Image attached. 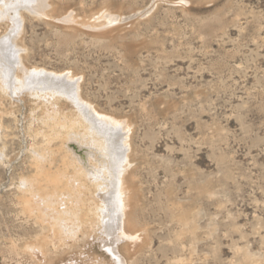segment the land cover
I'll return each instance as SVG.
<instances>
[{"label":"rangeland","instance_id":"1","mask_svg":"<svg viewBox=\"0 0 264 264\" xmlns=\"http://www.w3.org/2000/svg\"><path fill=\"white\" fill-rule=\"evenodd\" d=\"M27 1L0 8V40L20 27L14 16L22 12L24 65L73 74L85 99L131 123L127 185L141 238L130 256L122 248L128 264H264V0H49L48 16ZM105 10L126 18L107 26L99 18ZM1 54L6 79L11 61ZM12 81L5 92L0 85V264L112 261L93 236V243L82 232L69 240L43 217L39 197L28 210L32 195L22 182L36 178L35 151L48 155L44 170L70 175L67 149L84 158L88 149L65 137L55 106L33 93L50 85L36 80L16 90ZM62 98L58 118L76 117ZM38 181L46 188V178ZM38 238L48 243L40 256L31 248Z\"/></svg>","mask_w":264,"mask_h":264},{"label":"bare ground","instance_id":"2","mask_svg":"<svg viewBox=\"0 0 264 264\" xmlns=\"http://www.w3.org/2000/svg\"><path fill=\"white\" fill-rule=\"evenodd\" d=\"M19 1L23 2L24 0H19ZM8 2L9 0H5L3 5H1V7L3 8V6L7 5ZM27 2L29 3V7L32 8L31 9L32 11H34L35 13H39L41 15H44V14L47 15L48 12L46 10L48 9L49 6H51L49 0H28ZM19 14H20L19 17H16V16L14 17H15V22L20 21L19 22L20 27L17 29L16 27L18 26L17 25L18 23L13 24L14 28L12 29V34L5 36L4 38H1L0 40V61L3 60L1 52H3L4 55L8 57V59L11 61V63L6 64L7 69H8V70L6 69L7 70L6 79H3L4 77L3 67L5 66H3V64L2 66H0L1 88H3L4 92L9 90L8 87L12 86V83H13L12 78L14 80H17L18 82V85H16L17 87L16 90L19 89L18 87H21L25 83H33V82L35 83L36 80H37L36 83H40V84L45 83V84L50 85L51 87H49V89H45V90L35 89L33 90V93L35 95H38L41 98L47 99L53 106H55V109H54L55 113L53 114L54 116L52 117L55 122L54 125L56 124L59 127L62 126L69 130L67 134L65 135V137L67 136L68 140L69 139L73 141L76 140V143L79 142L81 146L84 145L88 149L85 153L86 155L85 158L84 156L83 157L77 156L75 155L76 153L73 150L70 149V151H68L67 149L66 156L68 158L67 157L66 158L68 159L69 167L70 165H72L73 166L72 168L74 170V173L73 174L71 173L72 175L71 174L69 175L67 172H65L67 169L65 171L63 170L60 172L58 171L60 168L58 170L56 169L58 173H55V174L51 173V171L49 172L48 170H44L45 168L43 166V163H45L44 161L48 155L45 156L46 153H43V152L41 153L40 151L39 152L35 151L37 153L35 154V152L33 151L35 154L34 156L38 157V159L35 160L37 161L36 163H38V166L34 164L35 168L36 166L38 167L37 169L38 172L36 174L37 179L34 177V179L31 178L32 179L31 180L29 179L30 178L29 177L27 179H24L22 182L23 184L27 185L28 195L29 194L32 195V197L29 196L31 198L28 197L27 199H25L26 206L28 210H31V211H33V209H36L37 205L32 202V198L34 199L35 196H37V198L39 197L40 198L39 200L43 201V203L45 204L44 208L41 209L43 212V217L44 216L46 218L52 217L54 222H56L53 224L55 225L58 224V228L59 226L61 227V229L63 230L62 233L63 232L66 233V235L69 236V240H73L76 238L79 239L81 236L79 237H77L78 235L76 236V234L79 232H82L80 233V235H82L83 238L82 237L81 238L83 240H86L85 243H89L92 239L91 236H93V239L99 240V243H100L99 246L103 248L104 251H101V252L105 254L106 256L105 258L110 257L112 260V261L108 260L106 263L104 262V264H128V261H129L128 256H130V253L133 251L130 244L137 243V239L141 238L138 232H136L137 230L133 228L132 222H131L132 220L130 219V212L131 210L133 211V209H131L133 207L131 206L132 204H131V193H130L132 191V188L130 185L129 186L127 185V178H130V175L132 176V173L134 171L132 169L130 170V166H129L133 162V159H132L133 156L131 155L132 154L131 139H132L133 134L132 135L129 134V131L131 130V127H130L131 123L128 122L124 118H120V117L118 118L117 116H114L112 114H108L106 112L99 110L93 103L85 99L82 93V89H81L82 86L80 84V81L78 80V78L73 76V74L58 73L55 71L48 70L46 68L29 69L28 66L26 67V65H24L25 63L23 61V55L20 52L22 50V47L20 46L21 43L18 44V41H17L18 39L17 37H19L23 32L22 31L23 28L21 27V24L22 23L24 24L25 17L20 11H19ZM72 16L73 15L70 14L66 18L64 17L65 18L64 21L65 20L70 21ZM0 17H1L0 19H4V13L0 12ZM99 18L104 19L102 21L103 24L107 26H110V25L113 26L119 23L121 20L125 19L126 17H122V15H120L119 13L117 14L111 10H105L102 13V15L99 16ZM62 97L68 99V102H66L68 103V105L71 104L73 107L74 106L77 107V110H76L77 113L74 114L76 117L72 116L70 119L67 120L68 117L66 115L68 113H66L65 114L66 117L63 118L65 120L60 118L61 117L60 113H63L65 111V108L64 109L61 108L62 106L59 107V102ZM57 115L60 117L58 118ZM54 127L55 126H53V128ZM59 129H56L54 131V134ZM58 133L56 132V135ZM53 136L57 137L55 135ZM50 137L53 138L52 136ZM59 140L60 139H58V141ZM68 140L66 138L65 141H68ZM54 141H56L57 143V140H54ZM58 146H61V145H58ZM63 147L65 148V146ZM57 151H58V147H57ZM51 152L53 153L54 151H51ZM97 153L101 156V158H99ZM56 154L54 153V155ZM1 156H2V150L0 151V157ZM52 159L50 156V160ZM67 159H64V160L66 161ZM95 160H96V163L94 162ZM87 161L89 162V164H91V167H86ZM46 164L47 163H45V166ZM51 164H52L51 166H53V163ZM50 168L51 167H49V169ZM61 169H63V167ZM56 170L54 169V171ZM38 178L47 179L48 184L46 183L47 184L46 188H45V185L43 187L41 180H39L41 182L38 181ZM37 182L42 184V187ZM129 182L131 183L132 181H129ZM91 185L93 186V189H94L93 191L90 188ZM60 188L67 189L68 191V192L66 191L68 193L67 197L65 194H63L62 196L65 195L66 197L65 199L67 201L68 199L71 201V203L69 201V203L71 204V206L69 205L70 207H68L66 200H64V198L60 196L61 194L59 195V193L62 192V191L59 192V190H61ZM25 195H27V193ZM89 196H92L91 201H89L90 200ZM26 197L27 196H25V198ZM36 203H38V207H39L40 206L39 201H37ZM43 203L41 204L43 205ZM57 204H59L60 207L62 206V208L59 207L60 210L63 209L62 211H58ZM50 225L51 224H49V226ZM87 227L90 229H93V231L95 230L96 232H94L93 235L89 234ZM55 229L56 228L52 230H55ZM55 233L56 232L54 231V234ZM56 236L57 235L55 234V237ZM67 236H66V239H67ZM45 237L46 236H44V238ZM55 237H52V238L55 239ZM59 237L60 236H58V238ZM44 238H43V241L46 239ZM143 239H145V237ZM39 240L40 239L38 238L37 242H39ZM39 243H40L39 244L40 246L34 243L36 247L39 246L37 247V249L36 247L34 248L30 246L32 250H37L35 252L37 253L38 256L44 253L43 251L45 250L44 245L47 243V240L45 243H41V241ZM91 243L93 242L91 241ZM47 245L48 243L46 244V246ZM138 247L140 248V246ZM122 248H124V250L128 252L130 251L128 253L129 254L128 256L122 253Z\"/></svg>","mask_w":264,"mask_h":264}]
</instances>
